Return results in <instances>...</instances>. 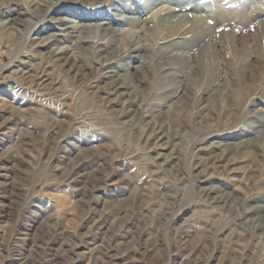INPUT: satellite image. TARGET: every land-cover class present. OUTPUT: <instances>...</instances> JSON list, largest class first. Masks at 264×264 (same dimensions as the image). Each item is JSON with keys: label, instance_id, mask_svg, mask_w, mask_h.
Segmentation results:
<instances>
[{"label": "rangeland", "instance_id": "1", "mask_svg": "<svg viewBox=\"0 0 264 264\" xmlns=\"http://www.w3.org/2000/svg\"><path fill=\"white\" fill-rule=\"evenodd\" d=\"M0 264H264V0H0Z\"/></svg>", "mask_w": 264, "mask_h": 264}, {"label": "bare ground", "instance_id": "2", "mask_svg": "<svg viewBox=\"0 0 264 264\" xmlns=\"http://www.w3.org/2000/svg\"><path fill=\"white\" fill-rule=\"evenodd\" d=\"M55 22H56V26L55 27H56V29L60 30V32L53 33L52 38L54 40L61 41L62 39H65L66 38V35H67V33H66L67 31L66 30L69 29V26L66 23V18H63V17L62 18H57L55 20ZM159 23H161V22H159ZM162 25L163 26H168V22H166L165 18L162 19ZM83 26L84 27L82 29L86 30V29H88L87 26H89V25H83ZM99 29H100V27H99ZM101 29H102V31L104 30L105 33H109L110 32V34L113 31L107 25L104 28H101ZM112 36H113V34H112ZM77 40H79V39H77ZM68 50H70V48L69 47H65L57 55H60L61 53H66V51H68ZM57 58L59 59V57H57ZM169 61H170V59H169ZM110 63L111 62H108L106 64H99L98 65V69L100 71L99 72V75H100L101 79L102 78H108L109 79L108 82L107 81L105 82L106 83L105 85H106V87L109 90H111V91H117V92L121 91L122 93H124V90L125 91L127 90V88H126L127 86H126L125 82L123 81L122 75H120V73L117 74V72H115V70L111 68ZM25 75H27V74H25ZM115 76H117V77L115 78ZM27 77H31L30 73H29V75ZM40 79H41V84L40 85L43 84L44 86H48V87L53 85L52 82H51V80H50V77H45L43 75V76H41ZM124 80H125V77H124Z\"/></svg>", "mask_w": 264, "mask_h": 264}]
</instances>
